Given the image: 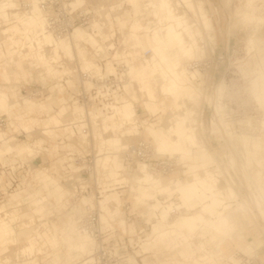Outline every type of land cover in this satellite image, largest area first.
I'll list each match as a JSON object with an SVG mask.
<instances>
[{
	"label": "rangeland",
	"instance_id": "1",
	"mask_svg": "<svg viewBox=\"0 0 264 264\" xmlns=\"http://www.w3.org/2000/svg\"><path fill=\"white\" fill-rule=\"evenodd\" d=\"M96 1L98 3H96ZM117 1H119V5H121V17L122 21L125 22L124 26L119 25L120 16L118 17V19H116L115 17L114 23H112L108 19V22L106 23L108 30L106 32H103L102 34H98L96 37H94V40L96 41V43H99V45L104 46V39H106L108 31L112 34V31L115 28L119 32H123L124 37L118 48L121 49L122 47H127V54L135 55L138 52L140 53V50L138 48H135L134 39L132 38V35L134 34L132 31V23L135 19H133V16L132 18L127 17V14L132 15V8L128 3H124L123 0ZM195 2L198 3V8H200V10L202 11V15H204L206 20L209 21V36L211 42L208 43V41H202V44L198 45L196 48L195 58L189 59V61L201 60L211 56L214 53L216 54L217 52H223L225 55V62L223 66L224 69L227 70V78H229L231 81V103H234L238 106H240L241 102L243 104H252L257 107V111L259 113V116L261 117L262 114L264 115V0H195ZM74 3L77 5H84L85 3H90L99 5L98 7H104L100 0H75ZM109 4L114 7L113 0H110ZM195 4L194 8H192L191 10L187 8L183 9L184 11H182L185 13L186 17L188 16L186 19L189 20L191 24L190 27L192 28V30H194L195 34H199L201 29L203 28L202 23L204 22V19L203 17L202 19H200L201 13H198L199 11L197 10V7H195ZM0 5L2 6H0V9L3 8L5 11L9 10L6 13L0 11V44L3 43V45L5 46L3 50L0 49V75L4 71V69L9 68L10 70L16 71V73H9V77H13L16 79L18 76H21L22 78H24V81L21 79L15 81L13 78H11L12 80L10 81L9 85L16 87L27 85L32 86L34 88H40L41 86L49 87V85L51 84V80L56 77L57 72H55L54 69L49 66L50 71L48 73H45V71H43L44 65H40L39 62L43 60L47 62H52L53 60H50L46 54H43L41 56V54L38 53L40 56H36V53H33L29 56L28 52L31 48H28L29 44H25L27 43V40L25 36L21 33L23 31V26H21L22 24H20V21L23 18L19 11L16 10L18 3L14 2V0H0ZM143 7V12L141 14H138V17L136 18V20L140 23V26L143 27V29H141L137 33V35L139 36L145 35V29L151 30L156 27H159L157 24L158 19L154 15L157 10H151L152 8L149 7L147 9L146 3L143 4ZM249 10H253L251 11L252 13H250ZM244 16H246V18ZM36 30L37 27L34 31ZM83 31L85 32V30ZM203 32L205 31H202V35ZM205 35H203V37H205ZM86 37L88 36H86L85 32L84 40L88 42V39ZM248 39H251L253 41L254 48L251 50L250 53L246 54V51L244 49L246 48ZM21 48H24V50L20 51ZM31 50L37 52V49ZM146 50L150 49L146 48L145 51ZM80 51L85 54L86 58L90 59L88 49H81ZM28 57L31 60H28ZM32 57H34L35 59H33ZM130 61L134 65H138L140 63L139 59L137 58H133L132 60L130 58ZM189 61L181 63V66H186ZM35 63H38L39 65L38 70L36 69V67H34ZM217 81H219L218 76ZM130 82V77H128V81L125 83L126 96H123L122 99L129 100L130 102H132L133 108L135 107L134 119L136 122V126L138 127V135L130 136L133 131H131L130 126H127L126 124H124L125 126L123 125L124 127H122V133H119L118 135L121 136V142L124 144L135 143L139 139L149 140V142L153 143V141H150L152 139L151 137L153 133L154 135L158 136L161 133H165L167 129L166 117L168 114L170 115L169 107L171 99H164L163 97H161L162 101L166 103V111L162 113L164 115L161 117V122H159V120L157 119L158 116H155L151 118V120H149L151 115L145 111L142 101L143 98H148L147 92L139 90V92L136 93V98L135 86L133 83ZM9 85L8 83H3V81L0 80V87H7L6 89H3L1 91H5L8 94V99L10 103V108L8 112L2 111V114H0L1 116H5V118L9 122V127L4 132L6 134L0 132V140L2 138L1 134H4L3 137L5 138L3 142L4 144L0 146V150H2L0 152V159L3 165L9 166L10 168H16V164H23V171H19L20 180L16 188L11 191L6 196V199L0 203V208H2V211L9 214L8 217H5L4 213L0 215V220L4 219L1 222L0 229L4 230L6 228H9L11 231H13L15 241L14 243L9 242L12 239L10 237L11 235L0 233V264H23V258L18 255V252L23 247L28 245L31 241L38 239V233L42 235V239L46 240V232L48 228L54 227L57 231H63L65 228L62 224L66 223L70 216H75L76 221H78L80 217H84V215L86 214L84 208L82 207L83 205H85L82 203V200L84 198L91 199V203H93L94 205L96 200L102 201L106 194L118 193L120 195L122 204H132V211L134 210V212L140 217L141 214H143L144 217L141 218L145 222L149 223V220L153 218V212L147 209L150 206L152 207L154 202L151 200L146 201V204H139L136 200H131L129 195L130 192L134 193L139 190L138 173L133 171L128 175L122 169L119 154L122 152L121 150L123 149H120V147L112 148L110 145H102L104 138L106 139V141L113 139L117 140V142L120 143L118 138L112 136L115 133L112 131V129H107V131H103L99 127L93 129L92 132L95 138L94 147L95 150H98L100 154H104L98 164L101 166L109 167V174H106V172H104L105 181H108L107 183H113L115 182L113 180L116 179L117 181L121 182V184L118 185L121 188L106 193L103 199H98L93 195L92 192L84 195L76 194L74 191V187L72 188L69 185V187L67 188L68 185L65 184L66 180L63 175V168L65 167L63 164L66 161L60 154V150H67L69 148L74 147L70 140L73 137H77L78 135H76L74 132L67 128V123L70 120L78 119V114L79 112H81V110H79V104L75 101L70 102L67 97L61 94V91H58L59 95L47 94L43 100L38 101L31 98L29 95L22 96L20 93L18 94L17 91H15L12 86ZM249 87H253V90L256 92L254 93L255 96L257 95L260 98L262 102L261 106H259L257 104V101L253 99L255 98L253 92H251V96ZM140 92H143L144 95L140 96ZM203 94L204 92L201 93L202 96ZM202 96H200L201 106H197L198 110L202 109L203 111L202 121L204 125L203 130H200V128L199 131L197 130V135L201 133L199 134L200 136L198 135L199 141L202 139L206 143L205 145L210 151L217 150L220 152V154L225 153V155L229 156V154L231 153L233 156H235L236 152L230 146H219L215 141H213V138L210 134L211 124H209L210 110L207 109V106L205 104L208 103V101H204ZM153 100L155 103L156 100L152 98V101ZM150 103L151 102H149V106H151ZM75 106L78 107L77 112L75 110ZM157 111L158 110H154V113H157ZM257 114L254 115L257 116ZM121 116L124 120V115L122 112ZM168 117L171 120V117ZM51 118L57 119L60 123L55 124L51 120ZM107 120H109V122L103 120L101 127L106 128V124H108V126L110 125V128H112L111 126L115 122L112 119ZM122 123L123 121L120 124ZM150 124L153 125V128L150 126ZM133 127L134 126H132V128ZM19 130H23L22 132L23 134H25L24 138H16L15 134L16 132H19ZM8 135L9 137L7 138ZM58 139H61L60 143L62 145L58 144ZM237 140H239L238 142H240V144H246V146L244 145V148L240 145H238L237 147L238 152H240L241 155L245 154L246 157L251 160L250 165L247 167V169L250 172L249 176L252 177L251 179L248 178L247 185V182H245L244 177L241 173H239L240 171L238 172V168L236 169V177L234 178L236 182L235 189L239 197H241V199L243 198V200H245L246 202V207L244 210L245 213H243L244 218L242 221L244 226L243 233L241 227H238V230L240 228L238 232L242 233L241 238L229 240L216 236L212 233H208V235L206 234L207 236L205 235L206 238H204V236H200L201 231L199 230V228L187 226L186 224L176 227L179 222L186 221L187 218H189L185 216L183 217L182 215L178 218H171L172 220L174 219V226L171 227L169 230V234L174 236V238H180V240L178 241L180 243L176 242L175 244L177 248L175 250L167 248L166 251H161L160 253L154 251V249H150L153 256H155L156 254L158 255L155 256V260H151L150 258H147V255H145L142 258L143 264H163V262L169 263L171 261L179 262L181 264H207V262H210V264H224V259L226 258V256H231L233 252H238L240 255H243L242 252H244V248L246 246L245 241H243L244 236H246V238L248 236H252V238L254 237V239H259V241H261V249L259 250V253L261 255V259L264 262V205L261 201H259V204H255L254 202L258 201H253L251 196V192L255 191L254 186L257 187L259 183L261 186H263L262 188L264 190V149L262 148L260 149V151L255 152V150L252 149V141L253 143L254 140L259 141L260 143H262L263 147L264 142L261 141V139H259L257 136H248L247 138H245L244 141L240 139ZM106 144L109 143L107 142ZM7 146H10L12 149L11 153L9 154H6L4 152ZM21 147L28 150L30 147L31 151L27 152L26 154H19V149ZM196 153H199V157L201 160L210 159V155H208L206 150H196ZM196 153L193 152L190 156L188 155L189 158L184 157L182 152H176L175 154H178L185 160L187 159L186 161H188L189 163L192 162L191 165L197 166L196 163H198V155H196ZM4 154L9 155V157L5 158L3 156ZM108 154L112 155L108 156ZM224 161L226 163L227 160L224 158ZM118 168L120 171L122 170L123 172L121 176H119L121 172H116ZM38 172L40 173L37 176ZM43 175H47L50 178L49 180H53L55 184L61 186L59 187L62 191V195H60L59 199H55V196L53 195L51 198H48L50 203L53 204V210L49 209L48 206H45L43 207V211L37 209L40 214L35 216L33 214V210H31V202L34 203V199L39 200L40 197L45 198L48 196V192L47 190H45L46 185L42 180H40ZM85 179L90 181V178ZM219 180L220 184H217L219 189L224 190L228 186H230L226 185L224 177H220ZM98 184L100 185V182H98ZM79 185L83 186L80 183ZM162 185L170 186L171 184L170 182L168 183V181L166 180H162ZM90 187L93 189V186ZM47 189L53 190V185L50 188L47 187ZM147 194L153 196L154 198L157 197L156 193L149 194L147 192ZM162 197L168 200L167 195L163 194ZM158 199L160 200L161 198ZM164 199H162V201H164ZM15 201L21 202V204H16ZM175 201H177V199L171 200L170 202ZM240 201L241 200H239V202ZM112 202L115 201L112 200L111 203ZM157 204L160 205V203ZM167 204H169V202H167ZM234 204L235 202L229 203V201L226 200V202L224 201L223 205H229L231 207L229 209H233L236 207V205L234 206ZM59 205H62L63 209L58 210ZM231 205H233L234 207ZM194 212L195 210L191 213ZM144 214H149L150 219H148V217ZM234 214L236 213L234 212L233 215L231 213L232 216L237 218V216H235ZM33 217L34 221L31 222L30 219ZM119 217L122 219L123 214ZM237 220L238 218L234 220V223L236 222V231V227L240 225L239 223H237L239 222ZM157 221L158 220L152 221L151 219L150 222V228L152 227V225L154 226V232H157V236H155L152 231L150 232L147 230L145 237H150L149 241H152L155 239V237H157L158 239H156L155 241L156 243H159L162 242L160 240L166 238L168 234L166 236L163 234V232H166V230L162 226H158L159 224L157 223ZM56 222H58L59 225L62 226H56ZM132 226L135 227V225ZM21 231H30V233H27L26 237L23 240H19L18 234ZM149 232L150 234H147ZM160 233L162 234V236H160ZM183 238L190 239L192 241L185 243ZM83 239L88 241V238ZM166 240L167 239H164V241L160 243L161 245L159 247L162 250L163 247L167 245L168 241L166 242ZM48 241L49 240H46L45 243L49 244ZM67 247V245L64 246L63 244H59V248L57 251L58 258L55 257V253H53V251H51L50 249L47 250L49 256L44 258L46 255L44 253L38 252L40 245H37V248L35 250V257L39 259V264H62V261L64 260L65 254L67 252ZM83 248L84 250L86 249V247L84 246ZM183 254L186 255V259L183 258ZM206 256L208 257V259L203 260L202 257ZM89 257L90 256L86 257V262L90 261ZM84 258L85 256H81L80 260H83ZM136 260L139 264H142L141 257L136 258ZM85 264H90V262Z\"/></svg>",
	"mask_w": 264,
	"mask_h": 264
},
{
	"label": "bare ground",
	"instance_id": "2",
	"mask_svg": "<svg viewBox=\"0 0 264 264\" xmlns=\"http://www.w3.org/2000/svg\"><path fill=\"white\" fill-rule=\"evenodd\" d=\"M74 1L75 0H72L71 2L72 6H82L81 4L79 5L75 4ZM127 1L132 2V0H127ZM136 1L137 0L133 1L135 2L134 5L135 7H137ZM154 1L155 2L153 5H155L157 10L154 13V15L158 19L157 24L159 27L157 28L155 26L156 28L151 30L145 29L146 31L145 34H148L147 39L151 44V50H146L144 52L145 59H143L142 61L144 66L147 68V74L149 79L148 85H152L154 89L153 88L152 90L148 89L146 92H148V94L155 100H156L154 96L155 93L159 97H163L164 99L167 98L171 99V103L169 107L171 120L170 121L168 120L167 129L164 134L161 133L160 135L156 136L153 133L154 136L152 135L151 137L153 143L145 139L144 141L150 143V145L153 148L154 154L175 159L177 163V168L174 171H172V173H170L169 175L164 176L162 174H153L148 169L147 165H145L144 163L141 162L137 163L135 166V172H137L139 175V182H138L139 190L134 193L130 192L129 194L130 198L131 200L133 199V201L136 200L139 204H146V201H151V200L153 202L154 200H158L161 203L159 205L156 202H154L153 206L152 207L150 206L147 209L153 212V218H151L152 221L153 220L159 221L161 217L162 219H165L167 217L168 212L170 218L179 217L184 214L183 217L185 216L189 218H187L186 221L179 222L177 225L175 224L176 226H181L186 224L187 226L199 228V230L201 231V232L199 231L201 233L200 236L202 237L204 236V238H206L205 237L206 234L208 235V233L209 234L212 233L216 236H219L221 238H226L229 240H233L237 238L239 239L241 238V234L244 231V226L242 221L244 218L243 213H245L244 210L246 207V202L245 200H243V198L241 199V197H239L235 189L236 182L234 178L236 177V169L238 168L237 169L238 172L240 171L239 173L242 174V176L245 179V182H247V185H248V178L251 179L252 177L249 176L250 172L247 169V167L250 165L251 160L247 158L245 154L241 155L240 152H238V147H237L238 145H240L244 148L246 144L245 143L240 144V142H238L239 140L237 139L244 141L245 138H247L248 136H257L259 139H261V141L264 142V115L263 114L261 115L258 124H252L250 121H246L248 123V128L246 130L236 131V129L232 126V124L228 122L229 120H226L223 117L225 112H224V104L222 100L225 98L226 95H228V87L225 81L223 79H220L218 83L215 84L212 92L209 93L207 92V88L204 87L205 80L202 77H200V79L198 80L196 74L188 70V64L190 62L203 60L201 59V60L189 61V59L195 58L197 46L202 44V41L204 40L208 41V43L211 42L209 36V32H210V27L208 24L209 21L206 20L204 15H202V11L200 10V8H198L199 6L198 3L196 2L195 7H197V10L199 11L198 13H201L200 19H202L203 17L204 22L202 23L203 28L201 29L200 33L195 34L194 30H192V28L190 27L191 24L189 20L186 19L188 16L186 17L185 13L183 12L184 11L183 9L185 8L182 6L180 0H154ZM182 1H184V3L187 6H189L190 10L194 8V5L190 6V4H188L189 0H182ZM123 2L125 3L124 0ZM30 4L31 6L27 11H19V13L23 18L20 21L21 23L19 22L20 24H22L21 26H23V31L21 33L25 36L27 40V43L25 44H29L28 48L37 49L36 51L40 53L41 56L43 54H46L50 60H53L51 63H49L50 66L54 69V71L57 72V75L55 78H53V80L58 79L62 75L69 74L71 72H77V73L85 72L90 75L99 76L101 75V66L98 64L100 58L106 59L104 63L105 73L115 72V69L113 67L114 62L122 63L126 67L125 70L123 71V91H124L123 95L117 96L114 100V104L110 105L109 106L110 109L107 110L106 112H101L94 108L95 110H93L89 114L91 121L90 138L93 139V143H95V138L93 136L92 130L98 127L100 128L102 126L101 124L104 118H110L116 114L118 115L120 113L119 112L120 109L122 110L121 112L124 115L125 121L130 120L131 117L133 118L135 107L133 108V104H131L130 101L126 99H122L123 96H126L125 83L128 81V77H129L128 72H130L131 70L130 69L131 66L129 68V62H128L130 54H127L126 52L127 47L126 48L122 47L121 49L118 48L121 44V41L124 38L123 32H119L117 30L121 34V37H119L117 40V42L119 43L118 47H116L115 44L111 42L110 39L112 38L111 37L112 34L109 31L107 33L106 39H104L105 45L101 46L99 45V43H96L94 37H96L98 34H102L103 32H98L97 35H92L91 33L87 32V30L81 27L75 28L71 36L67 39H54L50 34H48L45 31L43 14L39 9V7L36 5L37 3L33 0L30 2ZM113 5H115V7L119 6L118 4L115 3H113ZM2 10L5 11L3 8ZM251 11L250 13H252ZM246 16L244 17L246 18ZM127 17L132 18V15L127 14ZM36 27L37 30L34 31ZM83 30H85L86 36H88L86 37L88 39L87 40L88 42L84 40L85 32ZM202 31H205L203 32V35L206 34L205 37H203ZM85 47L86 49L89 50L90 59L84 58L82 60L79 57L77 50L78 49L86 50ZM253 48H254L253 41L251 39H248L246 48L244 49L246 51V54L250 53ZM31 49L28 52V54L35 52ZM66 49L68 50L65 51L64 53H61L62 50H66ZM90 49L93 50V52ZM23 50L24 48L20 49V51ZM108 50H112V51L109 52ZM147 51H149V53L146 55L145 53ZM185 61H189V62L186 64V66L184 65L181 66V63H185ZM40 62H46V61L43 60ZM71 62L74 63V67L71 66ZM68 84L72 86L73 81L68 79ZM86 85L88 86V88L92 86V84L89 81L86 82ZM58 90L61 91L60 88ZM249 90H250V94L251 92H253V95L255 96L254 93L256 92L253 90V87L252 88L249 87ZM140 91H144V90L142 89ZM203 92L204 94L202 96L201 93ZM140 94H141L140 96L144 95L143 92L142 93L140 92ZM200 96L203 97L204 101H208V103L205 104H207L213 110L212 118L210 121L211 124L210 134L211 137L213 138V141H215L219 146L220 145L225 147L230 146L237 153V154L235 153V156H233L231 153L229 154V156L225 155V153L220 154V152L217 150L210 151L206 147L205 145L206 143L202 139L200 140L201 141L200 143L198 139L199 138L198 135L201 133L198 132L199 134L197 135V130L199 131V128L200 130L204 129L203 127L204 125L202 121L203 111L202 109L201 110L197 109V106H201ZM253 99L257 101V104L259 106H261L262 102L257 95ZM152 102L154 103V100ZM79 106H80L79 110H81V112H79L78 114L79 115L78 119H80L81 116L84 115L85 113V109L83 108V106L82 105ZM77 108L78 107L75 106L76 112H77ZM155 110L160 111L158 108ZM153 117L154 116H151L149 120H151V118ZM0 119H5L8 123L4 129H0V132H5V130H7L9 127V122L5 118V116H0ZM215 121H217L218 123ZM151 125L152 124H150V126ZM136 128L138 130L137 126ZM100 129L103 131L106 129L107 131L108 126L106 128L101 127ZM115 134H117V132H115L113 135L115 136ZM77 135L79 137V140H86L88 137L82 131H79ZM58 144L62 145L61 143ZM252 144H251L252 149L255 150V152L260 151V149L262 148L264 149L262 143H260L257 140H254V143L252 141ZM127 145L128 144H126L125 147H127ZM114 146L120 147V149L124 150V147H122V144L120 143L116 142ZM196 150L197 151L206 150L208 155H210V159L201 160L199 157V153H196ZM1 151L2 150H0V152ZM11 151H12L11 147L7 146L4 152L6 154L7 153L9 154L11 153ZM30 151L31 149L29 147V150L24 149L22 152L19 151V154H23L25 152H30ZM96 151L98 152V155L95 159L94 176L96 181L94 180V182L98 186H103V190L100 192V197L98 198V199L100 198L103 199L106 193L112 192L116 189L113 187L114 183L121 184V182L115 179L113 180L115 181L113 183L104 184V185L101 184L99 179L100 173L104 171L106 172V174H109L108 173L109 167L101 166L98 164V162L101 160V157L104 154H100L98 150ZM176 152H182L184 157L187 158H189L188 155L190 156L193 152L196 153V155H198L197 157L198 163H196L197 166L191 165L192 162L189 163L188 161H186L187 159L185 160L178 154L176 155L175 154ZM110 155L112 154H108V156ZM120 158L121 156L119 154V159ZM224 158L227 160L226 163L224 161ZM180 165L182 167H180ZM121 167L123 170H125L122 166V163H121ZM119 168L116 171L117 173L122 172V170L120 171ZM122 173H120L119 176H121ZM130 173L131 172L126 171V174L129 175ZM4 177H5L4 174L1 173L0 185H2V182H4L3 180ZM220 177H224L226 185H230L224 190L219 189L217 186V184L218 185L220 184V180H219ZM49 179L50 178L47 175H43V177L40 179L46 185L45 190H47L48 196L45 198L40 197L39 200L34 199L35 204H43L48 202L49 201L48 198H51L52 195L55 196L56 199H59L60 195H62L61 194L62 191L60 189L61 186L59 185L60 186L59 187L57 184L54 183L53 180H49ZM162 180H166L168 181V183L170 182L171 185L170 186L162 185ZM98 182H100V185L98 184ZM79 183L83 186L86 185L82 182ZM65 184L68 185L67 186L68 188L70 182L66 181ZM52 185H53V190L47 189V187L50 188ZM262 187L263 186H261L259 183L257 187L254 186L255 191L251 192L252 200L258 201V202H254L255 204L256 203L259 204V201H261L263 202L264 205V190ZM91 192L95 197H97L92 190ZM147 192L149 194L156 193L157 197L154 198L153 196L148 195ZM75 193L77 194L76 191ZM163 194L167 195L168 200L162 197ZM158 198L161 199L159 200ZM162 199H164V201H162ZM176 199L177 201L170 202L171 200H176ZM103 200L105 203H108L104 208L100 206L99 204L100 201L98 200H96L93 206L83 205L82 207L86 212L84 217H80L78 219V223L76 224V226L74 227L69 226V228L66 229L65 243L70 247V249L72 247H75L80 252L84 250L81 242L82 234L86 235V237L92 241L93 249H94L95 242L93 238L82 227V223L84 219L88 216L89 210L97 209L99 211L98 213L99 218L103 222L111 218L112 216H117V217L121 216V209L119 208L122 206V203H120L119 205L114 202L111 203L112 201L111 197L108 196L107 194L105 195ZM226 200H228L229 203L235 202L234 206L236 205L235 207L236 209L235 208L229 209L231 208L229 205L224 206L223 204L224 201L226 202ZM239 200L241 201L239 202ZM167 202H169V204H167ZM194 210L195 212L191 213ZM234 212L236 214L238 213L237 215L236 214L234 215L237 216L238 218L237 221H239L237 223L240 224L239 226L236 227L237 231L235 230L236 222L234 223V220L237 218L232 216ZM151 219L149 220V223L145 222L149 226V228L151 226L150 224ZM120 225L124 226L125 230H127L121 218H120ZM238 227H241L242 233L238 232L240 230V228L238 230ZM149 228L148 231L151 232L152 227L150 228V230ZM134 229L135 227L133 226L130 227L129 232L133 233L135 231ZM150 232L147 234H150ZM145 234L143 236L144 237L143 240L140 241L139 244L140 250L137 255L141 257L142 264H143L142 258L145 255H147V258H150L151 260H155V256H153L152 253L143 254L144 245H146V243L148 242L147 240H149L150 238V237H145ZM50 236L53 238V240H57V236L55 232L50 231ZM244 241L246 243V246L244 248V252H242L243 255L249 258L255 256L261 257L259 253V250L261 249V241H259V239H254V237L252 238L248 236L247 238H245ZM234 253L235 252H233V254ZM91 254L89 257L90 263H92L93 261ZM233 254H231V256ZM231 256L229 257L226 256L224 260L228 259L234 261ZM125 264H139V263L135 257L128 256V258L125 261Z\"/></svg>",
	"mask_w": 264,
	"mask_h": 264
},
{
	"label": "built area",
	"instance_id": "3",
	"mask_svg": "<svg viewBox=\"0 0 264 264\" xmlns=\"http://www.w3.org/2000/svg\"><path fill=\"white\" fill-rule=\"evenodd\" d=\"M33 0H18L17 11H27ZM43 14L45 31L54 39H67L71 36L75 28L81 27L87 30L92 35H97L98 32H106L108 30L105 25L108 19L114 23L118 8L112 7L109 4L110 0H100L104 7L99 5L85 3L82 6H72V0H34ZM96 3H98L96 1ZM12 11V10H11ZM110 39L116 47L121 34L114 28ZM91 50V49H90ZM93 52V50H91ZM111 52L112 50H108ZM149 51L145 54L147 55ZM106 59L100 58L98 64L101 66V75H90L85 72H71L62 75L60 78L51 80L49 87L41 86L34 88L32 86L23 85L19 88V93L22 96L29 95L31 98L41 101L47 94L59 95L58 89H61V94L68 98L70 102L75 101L82 105L85 109L84 115L80 119L68 121L67 128L73 131L76 135L79 131L86 134V140H79L78 136L73 137L70 142L74 145L73 148L60 150V154L66 161L63 165V175L67 182L77 194H87L91 190L97 198L100 197V192L103 186H98L95 179V159L98 152L95 150L93 139L90 138L91 121L89 114L97 109L101 112H106L110 109V105L114 104L117 96L123 95V71L125 65L122 63H113L114 73H105L104 63ZM225 55L223 52H217L211 56L201 60L193 61L188 64V70L196 74L199 80L202 77L205 80L204 87L207 92H212L217 81V76L223 79L228 87V95L222 100L224 104V118L229 120L232 126L239 130H246L250 121L252 124H258L260 116L256 106L252 104H243L240 106L231 103V81L227 78V70L224 69ZM74 67V63L71 62ZM61 67V66H60ZM77 73V74H75ZM68 79L73 81V85L68 84ZM90 82L92 86L88 88L86 82ZM207 109L210 110L209 124L212 118V108L207 104ZM256 107V108H254ZM95 108V109H94ZM258 113V114H257ZM254 114H257L255 116ZM5 119H0V129L7 126ZM16 138H24L22 130L16 134ZM58 143L61 139H58ZM65 141V140H63ZM121 163L124 172L135 171L137 163L141 162L147 165L148 169L153 174L169 175L177 168L176 160L154 154L150 143L143 139L137 140L135 143L128 144L120 153ZM17 167L10 168L0 164V174H4V182L0 185V203L6 199V196L13 191L19 183V171H23V164H16ZM15 165V166H16ZM180 167H182L180 165ZM122 173V172H121ZM104 171L100 173V182L102 185L110 184L104 179ZM75 178V179H74ZM85 178H90V181ZM79 182L86 185L80 186ZM75 184V185H73ZM120 184L114 183V188H121ZM93 186V189L90 187ZM118 186V187H117ZM112 187V188H113ZM121 215L124 226L120 225V217L112 216L106 221H101L99 211L97 209L89 210L88 216L84 219L82 227L89 233L95 242L92 251L93 261L90 264H125L128 256L138 258L139 244L143 240V236L148 230V225L138 216L132 204H122ZM102 213V212H100ZM135 225V231L129 232V228ZM232 260H224L225 264H264L261 257H247L235 252Z\"/></svg>",
	"mask_w": 264,
	"mask_h": 264
},
{
	"label": "crops",
	"instance_id": "4",
	"mask_svg": "<svg viewBox=\"0 0 264 264\" xmlns=\"http://www.w3.org/2000/svg\"><path fill=\"white\" fill-rule=\"evenodd\" d=\"M126 3H128L130 6H131V8H132V16H133V19H135L134 20V22L132 23V31H133V35H132V38L134 39V46H135V48H138L139 50H140V53L138 52L137 54H135V55H133V54H130V57H129V60H130V58H131V60L133 59V58H137V59H139V64L138 65H134L133 63H131V61H129L128 60V62H129V64H130V66H131V69H132V71H130V72H128V76L130 77V83H133L134 84V86H135V90H136V92H139V90H144V91H147L148 89H150V90H152V88L154 89V87L152 86V85H148V81H149V79H148V74H147V68L144 66V64H143V59H145V56H144V52H145V49L146 48H149L150 50H151V44L149 43V41H148V39H147V36H148V34H145V35H143V36H139V35H137V33L141 30V29H143V27H141L140 26V23L136 20V18L138 17V14H141L142 12H143V8L145 7H143V4H145L146 3V8L148 9V7L149 8H152L151 10H156V7H155V5H153L154 4V0H137L136 1V4H137V7H135L134 5H135V2H133L134 0H132V2L130 1V2H128L127 0H124ZM7 2H10V1H7ZM14 2H16V3H18V1L17 0H14ZM180 2H181V4H182V6L185 8V9H189V6H187L185 3H184V1H182V0H180ZM113 3H115V4H118L119 5V1H117V0H113ZM196 2H195V0H189L188 1V4H190V6L191 5H194ZM1 6V5H0ZM114 7H115V5H113ZM2 7V6H1ZM115 8H118L120 11H118V12H116V19H118V17L120 18L119 20V25H121V26H124V21H122V17H121V15H122V11H121V5H119L118 7H115ZM142 10V11H141ZM0 11H3L2 9H0ZM4 13H6L7 11H3ZM144 32H146V31H144ZM137 35V36H136ZM137 40H139V41H137ZM138 44V45H137ZM4 45H3V43L2 44H0V49L1 50H3L4 49ZM68 49H66V50H62L61 51V53H64L65 51H67ZM33 53H36V56H40L39 54H38V52H32V53H29V55L30 54H33ZM77 53H78V55H79V57L83 60L84 58H86V56H85V54L83 53V52H81L80 50H77ZM60 55V54H59ZM33 59H35L34 57H32ZM58 58V57H57ZM56 58V59H57ZM28 60H31V59H29V57H28ZM47 62V61H46ZM46 62H39V64L40 65H44V68H43V71H45V73H48L49 71H50V69H49V66H50V64L49 63H51V62H47V64H46ZM35 66L34 67H36V69L38 70L39 69V65H38V63L36 64H34ZM138 68V69H137ZM49 69V70H48ZM48 70V71H47ZM9 73H16V71H13V70H10L9 68H6V69H4V71L1 73V75H0V80L1 81H3V83H8V85H9V83H10V81L12 80L11 78H13V77H9L8 76V74ZM138 73V74H137ZM143 77V78H142ZM15 81H18V80H23L24 81V78H22L21 76L19 77H17L16 79L15 78H13ZM142 84V85H141ZM9 86H12V85H9ZM7 87H0V114H2V111H5V112H7L8 110H9V108H10V103H9V99H8V94L5 92V91H1V90H3V89H6ZM12 88L15 90V91H17V93L19 94V90H18V88H20L19 86H12ZM58 91H60V90H58ZM136 92H135V95H136ZM131 93H132V91H131ZM147 95H148V98H146V99H142V101H143V106H144V108H145V111L146 112H148L151 116H158V120H159V122H161V117L164 115V114H162V113H164L165 111H166V103L164 104L163 103V101H162V99H161V97H159L156 93L154 94V96H155V98H156V102L155 103H153L152 102V98L149 96V94H148V92H147ZM136 97V96H135ZM137 98V97H136ZM129 101V100H128ZM149 101L150 102H152V103H150L151 104V106H149ZM9 104V105H8ZM131 104H132V102H131ZM159 109L160 111H157V113H154V110L155 109ZM162 110V111H161ZM120 112V113H119ZM118 113V115L116 114V116L114 115V116H112V117H110V118H106V119H104V121L106 120V122L108 121L109 122V120H107V119H112L115 123L111 126L112 128H110V125L108 126V124H106V126H108V129L110 128V130L112 129V131H114V132H117V135H115V137L116 138H118L119 139V141H120V144H122V147H124V149H125V146H126V144H124V143H122L121 141V136L120 135H118L119 133H122L121 131H123L122 130V127H124L125 125L124 124H126L127 126H130V128H131V131H133L131 134H130V136H132V135H134V136H136V135H138V131H137V128H136V123H135V116L132 118H130V120H127V121H125V120H123L122 119V116H121V110L119 111ZM1 116V115H0ZM168 116H170L169 114L167 115V123H168V120L170 121V119H169V117ZM51 120L55 123V124H59L60 122L57 120V119H55V118H51ZM123 121V123L122 124H120L121 122ZM105 122V123H106ZM124 125V126H123ZM132 126H134L133 128H132ZM153 125H151V127H152ZM101 128V127H100ZM153 128V127H152ZM117 129V130H116ZM106 130V129H105ZM23 131V130H22ZM2 133H4V132H2ZM15 133V132H14ZM17 133V132H16ZM5 134V133H4ZM4 134H1L2 135V138H1V140H0V143L3 145L4 143V140H5V138L3 137V135ZM123 134H125V133H123ZM164 134V133H163ZM125 135H127V134H125ZM112 136H114V135H112ZM118 136V137H117ZM6 137V136H5ZM9 137V135L7 136V138ZM115 137H113V138H115ZM106 139L104 138L103 139V143H102V145H110L112 148L113 147H115L114 146V144L117 142V140H113V139H110V140H107L106 142ZM150 141H153L152 139L150 140ZM109 143V144H106V143ZM118 143V142H117ZM1 144H0V146H1ZM24 150V148L23 147H21L20 149H19V151H23ZM27 152H25V153H23V154H26ZM4 157L6 158V157H9V155H6V154H4ZM0 164L1 165H3V163H2V161H1V159H0ZM4 166V165H3ZM40 172H38L37 173V176H38V174H39ZM108 196H110L111 197V200H114L115 202L114 203H116V204H120L121 203V199H120V196H119V194L118 193H113V194H107ZM56 199V198H55ZM157 202V203H160L158 200H154V202ZM16 202V204H21V202H17V201H15ZM34 202V201H33ZM50 201H48V202H46V203H43V204H35V203H32L31 202V204H32V208H31V210H33V214L35 215V216H37L38 214H40L38 211H37V209H40V211L42 210L43 211V207H45V206H48L49 207V209H54L52 206H53V204H51V203H49ZM82 203L83 204H90V205H92L93 206V203H91V199H88V198H84L83 200H82ZM99 204H100V206L102 207V208H104L108 203H105L104 202V200H102V201H100L99 202ZM104 204V205H103ZM161 204V203H160ZM49 205H51V206H49ZM135 206H137V205H135ZM61 209H63V206L62 205H59L58 206V210H61ZM46 210V209H45ZM165 211V210H164ZM163 211V212H164ZM168 211V210H167ZM2 213H4V216L5 217H8V213H6V212H4V211H2V208H0V215L2 214ZM145 216H147L148 217V219H150V216H149V214H144ZM184 215V214H183ZM141 217H144L143 216V214H141ZM76 217L75 216H70V218L68 219V221L66 222V223H63L62 225L64 226V230L63 231H57L54 227H50V228H48V230H47V232H46V237H47V239L46 240H49L48 242H49V244L48 243H45L46 242V240L45 239H42V235L40 234V233H38V239H36V240H34V241H31L28 245H26L25 247H23L19 252H18V255L21 257V258H23V264H39V259L38 258H36L35 257V250H36V248H37V245H40V248H39V250H38V252L39 253H44L46 256L44 257V258H46V257H48L49 255H48V253H47V250H51V251H53V253H55V257H57L58 258V254H57V251H58V248H59V244L61 245V244H63L64 246L65 245H67L66 243H65V234H66V229H68L69 228V226H72V227H74V226H76V224L78 223V221H76V219H75ZM178 218V217H177ZM2 220H4V219H1L0 220V225H1V222H2ZM172 219L170 218V215H169V212H168V214H167V217L165 218V219H162V217L160 218V220L159 221H157V223L159 224L158 226H162L165 230H166V232H164V235H167L168 234V236H166V238H163V240H160V241H164V239H167L166 240V242H167V245H165V247H163V250L159 247L161 244L160 243H162V242H157L156 243V239H158L157 237H155V239L154 240H152V241H149V240H147L148 242L146 243V245H145V247L143 248V254H147V253H151V250L150 249H154V251H156V252H164V251H166L167 250V248L168 249H171V250H175L177 247L175 246V244H176V242H178L179 240H180V238L179 237H176V238H174V236H172V235H170L169 234V230H170V228H171V226L173 227V220L171 221ZM30 221L32 222V221H34V217L33 218H31L30 219ZM29 221V222H30ZM72 223V224H71ZM52 224V223H51ZM170 224V225H169ZM62 225H59V223L58 222H56V226H58V227H60V226H62ZM169 225V226H168ZM177 227V226H176ZM246 227V226H245ZM53 231V232H55V234H56V236H57V240H53V238L50 236V231ZM0 233H4V234H7V235H11L10 237L12 238L9 242H11V243H14L15 241H14V233H13V231H11L9 228H6V229H0ZM27 233L29 234L30 233V231H21L19 234H18V238H19V240H23L25 237H26V235H27ZM152 233L155 235V236H157V232L155 233L154 232V226L152 225ZM167 233V234H166ZM49 235V236H48ZM160 236H162V234L160 235ZM159 236V237H160ZM250 237H252V236H250ZM83 238H87L86 237V235H83L82 234V237H81V241L83 242L82 243V245L84 246V247H86V249L84 250V251H82V252H80L77 248H75V247H72L71 249H70V247L68 246L67 247V252H66V254H65V258H64V260L62 261V264H85V263H89L90 261H87L86 262V257H88V256H90V254H91V252H92V249H93V244H92V241L91 240H89L88 239V241H86L85 239H83ZM174 238V239H173ZM245 238H246V236H244V239H243V241L245 240ZM171 239H173V240H171ZM183 240H184V242L185 243H188L189 241H192V240H190V239H186V238H183ZM45 243V244H44ZM178 243H180V242H178ZM173 244V245H172ZM246 244V243H245ZM173 247H172V246ZM180 245V244H179ZM181 246V245H180ZM243 246H244V244H243ZM150 247H153V248H150ZM156 255H158V254H156ZM155 255V256H156ZM81 256H85V258L83 259V260H80V257ZM165 256V255H164ZM167 256V255H166ZM183 258L184 259H186V255L185 254H183ZM42 259V258H41ZM181 259V258H180ZM202 259L203 260H206V259H208V257L206 256V257H202ZM186 261V260H185ZM187 263H189V262H187ZM163 264H181V263H179V262H169V263H167V262H163ZM207 264H210V262H207Z\"/></svg>",
	"mask_w": 264,
	"mask_h": 264
}]
</instances>
